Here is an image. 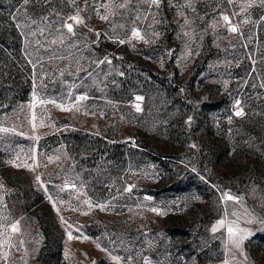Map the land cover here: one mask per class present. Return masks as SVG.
I'll return each instance as SVG.
<instances>
[{
  "label": "rangeland",
  "instance_id": "rangeland-1",
  "mask_svg": "<svg viewBox=\"0 0 264 264\" xmlns=\"http://www.w3.org/2000/svg\"><path fill=\"white\" fill-rule=\"evenodd\" d=\"M122 3L0 0V264H264V5Z\"/></svg>",
  "mask_w": 264,
  "mask_h": 264
},
{
  "label": "snow or ice",
  "instance_id": "snow-or-ice-1",
  "mask_svg": "<svg viewBox=\"0 0 264 264\" xmlns=\"http://www.w3.org/2000/svg\"><path fill=\"white\" fill-rule=\"evenodd\" d=\"M24 2L25 3H28V0H24ZM230 2H231V0H230ZM129 3H131V0H124V3H122L121 5H120V7H127V5L129 4ZM151 3H153V4H155V3H158V0H151ZM261 4L262 5H264V0H261ZM70 19H76V18H70ZM223 19L225 20V21H228L229 20V17H227V16H224L223 17ZM78 22H81L82 23V21H78ZM245 22H247V21H245ZM67 27H68V31L69 32H72V25H67ZM231 31L232 32H236L237 31V29L235 28V27H233L232 29H231ZM133 35L134 36H139V29H133ZM79 99H81V100H83V99H86V97H83V96H81ZM137 99L138 100H140V99H142L141 97H137ZM137 110H139V106L137 105ZM243 113H242V111H240V112H237V115H242ZM39 179V178H38ZM228 199H233L231 196H228ZM222 223V222H221ZM13 230H15V226H13ZM216 229L214 228L213 229V231H215ZM231 231H232V229H229V232L231 233ZM70 238H71V236H70Z\"/></svg>",
  "mask_w": 264,
  "mask_h": 264
}]
</instances>
